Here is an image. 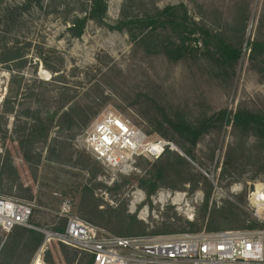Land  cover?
<instances>
[{
    "label": "rangeland",
    "instance_id": "374dc122",
    "mask_svg": "<svg viewBox=\"0 0 264 264\" xmlns=\"http://www.w3.org/2000/svg\"><path fill=\"white\" fill-rule=\"evenodd\" d=\"M24 1L0 0V49L7 45L24 53L21 62L0 64V194L51 210L68 201L74 215L81 216L84 210L85 219L108 234L115 228L136 236L191 233L194 231L187 222L197 221L203 228L195 233L209 232L211 222L234 231L264 230V222L255 217L249 203L254 187L264 184L262 142L252 134L243 137L232 124H225L220 132L199 141L192 160L180 139L157 120L163 110L172 115L185 113L193 119L240 108L264 115V71L254 68L248 49L250 41L264 38V0H243L250 19L242 57L225 81L212 77L219 68L203 51L201 42H192L200 49L197 58L172 62L159 49L149 54L126 31L110 27L125 17L180 5L196 22L210 25L213 17L206 15L212 8L228 15L239 0H106L104 22L89 20L80 39L70 38L67 32L77 18L74 16L83 15L76 0H45L42 7L34 2L21 17H12L14 8ZM66 6L71 10L68 17L61 14ZM221 19L229 31L233 17ZM70 99L73 102L61 110ZM71 105L81 120L88 119L83 129H66V123L61 124L62 113ZM106 113L128 121L147 135V141L175 144L179 149L176 153L212 186L206 220L201 218L206 200L202 183L191 192V183L182 182L186 176L179 177L170 169L165 181L149 196L139 179L150 177L156 160L138 158L133 170L122 174L76 147L80 134ZM37 117L51 121L52 128L48 140L33 147L41 156L40 164L34 166L25 158L30 148L21 147V142L28 124ZM52 148L58 150V158L49 159ZM228 162H235L231 175L225 172ZM9 191L12 194H7ZM44 213L35 216V222L42 226L34 225L54 231L51 228L57 217ZM224 215L231 221H221ZM60 245L53 243L54 260L66 264ZM49 248L41 257L42 264ZM80 258L78 255L74 264Z\"/></svg>",
    "mask_w": 264,
    "mask_h": 264
},
{
    "label": "trees",
    "instance_id": "16d2710c",
    "mask_svg": "<svg viewBox=\"0 0 264 264\" xmlns=\"http://www.w3.org/2000/svg\"><path fill=\"white\" fill-rule=\"evenodd\" d=\"M44 1L45 0H25L21 6L14 8V13L11 12V16L21 17L22 12L26 11L34 2L38 3V7H42V2ZM48 1L54 2L56 0ZM76 2L82 8L81 13L83 15L74 16L77 18L72 21V26L68 28L67 32L70 38L80 39L84 34L85 27L89 20H96L98 23L104 22L107 16V1L76 0ZM246 5L247 4H245L243 0H239L238 4L231 7L228 15L218 7L212 8L210 10L211 12L206 15V17H213L209 22L210 25L196 22L189 15L187 8L184 5H180L176 7H166L164 9L155 8L152 12L143 16L125 17L110 28L121 32L126 31L130 39L134 42H138L149 54H155L156 50L159 49L160 51L158 52L163 53L172 62L197 58V52H199L200 49L197 46H192V42H201L203 51H206L208 56L212 57L214 63H216L215 66L219 68V71H215L212 77L216 81H225L229 79L230 73H234L242 57L247 23L250 19V12ZM68 9L69 8L66 6V10L61 13L64 14V17L69 16L68 14L71 10ZM55 11L57 12V10ZM221 17H233L231 25L228 26L229 31L222 22ZM210 26H213V29ZM248 49L249 61L254 65V68L258 71H264V38L250 41ZM23 58L24 53L21 52L20 48L4 45V47L0 49V64L17 60L21 62ZM73 100L74 99H70L67 101L62 106L61 110L73 102ZM73 108L74 106L71 105L62 113L60 118L62 119L61 124L63 125L66 123L63 126L66 127V129H72V127L83 129L88 119L81 120V114H78V111L75 112ZM160 114L161 117H158L157 120L163 127H166L173 136L180 139L181 147L184 149L185 154L192 160H194L193 149L199 141L212 132H220L225 124H232L234 129H237L243 134V137L250 136L251 134L257 137L262 142V147L264 148V115L249 111L246 108H240L233 113L224 109L211 116L200 115L194 119L185 113L172 115L163 110ZM28 125L29 129H27V134L21 142V147L27 148V150L30 148L25 153V158L34 166H38L41 162V156L34 152L33 147L38 143H45L48 140V134L50 128H52V123L51 121H44L37 117L34 123ZM56 143L57 142H54V144ZM242 143H244V138L242 139ZM57 151L56 148H52L49 153V159L58 158L59 153H57ZM231 151H233L235 156L237 155L235 150ZM231 158H234L232 152ZM141 160L143 159H139V162ZM233 164H235V162H228V167L225 169V172L229 175L232 174ZM170 169L175 171V175L179 174V177L186 176L187 180H182V182L191 183V192H193L199 184L202 183L205 185L206 200L202 208L203 214L201 218L206 220L212 186L201 174L195 173L191 165L176 152L167 151L161 158L156 160L155 163L151 165L150 177L139 179L140 187L147 189L149 196L152 195L156 192L159 186L158 183L165 181V176L168 175L167 172ZM7 194L12 193L9 191ZM0 195L3 194L1 193ZM7 197L19 200L22 199L13 197V195ZM83 212H81V216H79L74 211L82 220L93 224L85 219L86 214ZM40 213L45 215L44 212L36 211L31 220L32 224L42 226L39 222H35V216L40 215ZM225 216L227 215L222 216L223 219L221 221H231L230 217ZM187 224L191 227L192 231H194L191 233L200 231L203 228V226L199 224V221L187 222ZM52 225V230L63 232L65 230L66 220L61 219L58 221L57 218H55ZM225 229L229 228L218 227L211 222L208 230H206L209 232H216ZM111 232L110 235L117 237L136 236L127 233L129 231H119L116 228L111 229ZM155 233L157 232H154V234ZM149 236L155 235L152 234ZM43 242L44 235L41 232L25 227H15L8 234L7 241L0 255V264H29L33 255L38 251ZM54 242L55 241H50L47 245V247L50 248L43 258L45 264H56L54 253L52 252ZM60 247L66 264H74L78 255H81V258L77 264H94L93 257L90 254L71 247L69 248L63 244L60 245Z\"/></svg>",
    "mask_w": 264,
    "mask_h": 264
},
{
    "label": "built area",
    "instance_id": "2783aa9c",
    "mask_svg": "<svg viewBox=\"0 0 264 264\" xmlns=\"http://www.w3.org/2000/svg\"><path fill=\"white\" fill-rule=\"evenodd\" d=\"M147 140V135L128 121L106 113L80 134L76 147L107 169L122 174L130 173L138 158L155 161L167 151H179L169 141ZM249 203L255 217L264 222V184L254 187ZM36 211L65 219V230L48 231L35 226L31 220ZM15 227L45 236L32 264L41 260L50 241L90 254L94 264H264V230L117 237L74 215L68 201L58 210H51L32 201L0 195V252Z\"/></svg>",
    "mask_w": 264,
    "mask_h": 264
},
{
    "label": "bare ground",
    "instance_id": "6f19581e",
    "mask_svg": "<svg viewBox=\"0 0 264 264\" xmlns=\"http://www.w3.org/2000/svg\"><path fill=\"white\" fill-rule=\"evenodd\" d=\"M40 263L42 264L41 260H36L35 261V264H40Z\"/></svg>",
    "mask_w": 264,
    "mask_h": 264
}]
</instances>
